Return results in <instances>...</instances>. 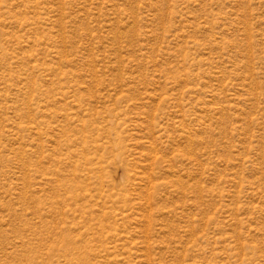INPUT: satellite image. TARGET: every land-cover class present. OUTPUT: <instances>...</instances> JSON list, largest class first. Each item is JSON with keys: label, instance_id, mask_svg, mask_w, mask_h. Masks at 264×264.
<instances>
[{"label": "rangeland", "instance_id": "1", "mask_svg": "<svg viewBox=\"0 0 264 264\" xmlns=\"http://www.w3.org/2000/svg\"><path fill=\"white\" fill-rule=\"evenodd\" d=\"M0 264H264V0H0Z\"/></svg>", "mask_w": 264, "mask_h": 264}]
</instances>
